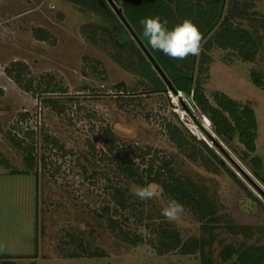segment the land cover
<instances>
[{
    "label": "rangeland",
    "instance_id": "obj_1",
    "mask_svg": "<svg viewBox=\"0 0 264 264\" xmlns=\"http://www.w3.org/2000/svg\"><path fill=\"white\" fill-rule=\"evenodd\" d=\"M255 9L264 16V0H257ZM90 20L92 17L66 0H0V264H199L198 254L158 255L149 240L154 237L153 224L168 222L161 215L170 199L164 193L160 199L146 201L135 196L142 202L138 211L143 222L130 216L126 227L145 238L138 246L123 241L107 227L102 209L113 203L105 184L117 180L115 167L99 157L95 162L100 170L93 174L95 170L85 172L79 160L88 138L101 147V129L106 125L121 143L151 146L169 155L176 170L207 190L236 223H264V34L257 33L262 43L255 62L241 61L231 51L214 48L204 80L212 102V93L221 90L255 110L256 155L262 159L259 176L254 175L248 157L213 134L221 146L215 148L217 154L240 185L226 170H214L201 159L190 160L186 151L170 141L164 122L175 120L173 112L198 137H204L203 133L186 109L193 110L206 127L210 125L182 93L180 99L171 91L143 93L140 77L82 36L80 27ZM37 27L50 31L55 43L36 39L32 31ZM15 60L28 64L34 79L32 91L23 90L7 74L6 67ZM252 68L263 74L261 86L253 82ZM48 100H58L64 110L56 112ZM45 135L58 138L63 150L45 148ZM208 143L214 145L213 140ZM31 146L38 164L30 171L24 157ZM42 156L46 157L45 168ZM136 187L140 186L132 185L133 193ZM168 223L182 238L201 234L200 222L190 212ZM69 234L79 237L89 251L105 254L68 256L79 251L77 244L69 243ZM220 237L227 242L242 240L229 232ZM218 250L215 246L214 256L221 264Z\"/></svg>",
    "mask_w": 264,
    "mask_h": 264
},
{
    "label": "trees",
    "instance_id": "obj_2",
    "mask_svg": "<svg viewBox=\"0 0 264 264\" xmlns=\"http://www.w3.org/2000/svg\"><path fill=\"white\" fill-rule=\"evenodd\" d=\"M79 7L92 17L80 27L82 36L93 45L108 53L118 65L141 78L143 93L166 94L178 91L184 94L195 109L206 117L210 127L196 118L186 109L193 123L204 137H198L173 112V119H165L164 129L170 141L179 149L186 151L192 161L199 159L212 169L226 170L240 185L233 171L227 167L215 148H221L213 134L232 148H238L244 158H249L251 169L259 176L262 159L256 155L258 122L255 110L250 104H241L227 93L216 90L212 93L213 102L205 93L206 79L214 48L231 51L244 62H255L259 54L264 34V16L255 9L257 0H113L122 9V13L140 40L153 56L157 64L172 84L169 87L159 75L154 65L143 52L128 28L123 24L109 4L108 0H66ZM167 19L169 29L189 18L196 23L203 35V48L198 56L187 59H172L162 51L154 50L143 37L140 20L149 16ZM243 21L248 23L245 26ZM36 39L55 43L50 31L37 27L33 29ZM92 61L91 59H87ZM95 64L100 61L94 60ZM6 72L25 91L33 90L34 79L27 63L22 60L12 61ZM251 78L257 86L263 82V74L251 69ZM45 89V92H49ZM1 91V90H0ZM57 92V91H54ZM56 112L63 111L58 100H48ZM101 147L97 148L89 138L85 141L86 150L79 155L85 172L100 170L95 162L99 157L108 160L115 167L116 181L105 184L113 207H103V217L113 234L132 246L145 241L141 233L132 231L126 225L129 217H136L142 223L143 215L138 211L142 202L133 194L132 185L145 186L155 183L162 187L163 193L183 203L189 212L200 222L201 234L182 238L177 228L166 221L153 224L150 231L154 235L150 240L158 255L177 252L184 255H199V264H217L214 250L218 246L217 257L221 264H264V223L238 224L222 211L214 198L205 189H200L187 177L181 175L174 166L173 159L151 146L141 147L136 143H121L111 126L101 129ZM213 140L214 145L208 141ZM45 148L63 150L59 139L44 136ZM19 145V143H18ZM21 146V145H20ZM216 146V147H214ZM24 162L26 170L37 166L34 147L27 148ZM78 160V161H79ZM42 166H47L46 157L42 156ZM149 226L148 224H146ZM229 232L242 238L239 242H227L220 235ZM154 238V239H153ZM252 239V242L249 240ZM69 243L77 244L78 252L67 253L70 257H101L102 251H89L79 237L69 234Z\"/></svg>",
    "mask_w": 264,
    "mask_h": 264
},
{
    "label": "clouds",
    "instance_id": "obj_3",
    "mask_svg": "<svg viewBox=\"0 0 264 264\" xmlns=\"http://www.w3.org/2000/svg\"><path fill=\"white\" fill-rule=\"evenodd\" d=\"M55 7V5H50ZM143 28V37L148 44L172 59L184 60L189 56L200 55L203 48V35L196 23L185 18L173 28L167 27V19L160 16H149L140 20ZM163 189L155 183H149L142 187H136L134 195L142 201L160 199ZM189 209L180 201L170 198L162 207L161 215L168 222H177Z\"/></svg>",
    "mask_w": 264,
    "mask_h": 264
},
{
    "label": "water",
    "instance_id": "obj_4",
    "mask_svg": "<svg viewBox=\"0 0 264 264\" xmlns=\"http://www.w3.org/2000/svg\"><path fill=\"white\" fill-rule=\"evenodd\" d=\"M109 4L111 5V7L114 9L115 13L117 14V16L120 18V20L123 22V24L128 28L129 32L131 33L132 37L137 41V43L139 44V46L141 47V49L143 50V52L147 55V57L149 58V60L152 62V64L154 65V68L158 71L159 75H161V77L166 81V83L169 85V87L171 89H173L172 84L169 82V80L167 79L165 73L162 71V69L160 68V66L157 64V62L155 61V59L153 58V56L150 54V52L148 51V49L145 47V45L143 44V42L140 40V38L138 37V35L136 34V32L134 31V29L131 27V25L128 23V21L126 20V18L124 17L123 13H122V9L119 8L116 3L113 0H108ZM174 93L179 97H181V93L178 91H174ZM246 175V173H244Z\"/></svg>",
    "mask_w": 264,
    "mask_h": 264
},
{
    "label": "built area",
    "instance_id": "obj_5",
    "mask_svg": "<svg viewBox=\"0 0 264 264\" xmlns=\"http://www.w3.org/2000/svg\"><path fill=\"white\" fill-rule=\"evenodd\" d=\"M203 118H204L205 123H206V124L208 123V125H210L208 119H207L206 117H203Z\"/></svg>",
    "mask_w": 264,
    "mask_h": 264
},
{
    "label": "bare ground",
    "instance_id": "obj_6",
    "mask_svg": "<svg viewBox=\"0 0 264 264\" xmlns=\"http://www.w3.org/2000/svg\"><path fill=\"white\" fill-rule=\"evenodd\" d=\"M193 111V110H192ZM191 116V115H190Z\"/></svg>",
    "mask_w": 264,
    "mask_h": 264
}]
</instances>
